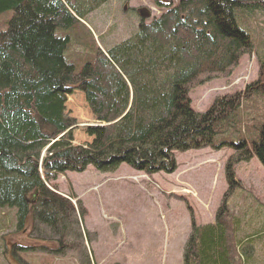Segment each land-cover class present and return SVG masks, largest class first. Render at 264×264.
Here are the masks:
<instances>
[{
	"label": "trees",
	"instance_id": "obj_1",
	"mask_svg": "<svg viewBox=\"0 0 264 264\" xmlns=\"http://www.w3.org/2000/svg\"><path fill=\"white\" fill-rule=\"evenodd\" d=\"M108 1L0 0V218L10 216L16 229L33 220L63 247L78 232L77 223L61 224L64 207H73L58 194V176L88 166L112 172L121 164L170 173L175 153L233 143L214 221L191 219L182 261L264 264L254 251L264 249V230H251L257 221L242 226L228 206L240 190L232 166L255 157L264 168V44L258 51L252 41H264V3L179 0L100 50L83 37L79 20ZM243 56L255 57L257 78L205 112L193 110L188 93L196 82L225 75ZM73 91L83 94L95 120L83 146L73 145L74 122L65 112Z\"/></svg>",
	"mask_w": 264,
	"mask_h": 264
},
{
	"label": "rangeland",
	"instance_id": "obj_2",
	"mask_svg": "<svg viewBox=\"0 0 264 264\" xmlns=\"http://www.w3.org/2000/svg\"><path fill=\"white\" fill-rule=\"evenodd\" d=\"M168 2L109 0L83 18L85 26L81 24L80 31L87 41L92 37L100 49H105L137 30L142 23L140 10L149 17L144 20L148 23ZM257 75L254 56H243L229 73L204 76L189 94L192 109L205 112L219 98L243 89ZM65 112L74 122L73 145L89 143L91 139L85 134V128L94 125L95 120L80 91L67 96ZM218 142L221 141H215ZM233 151L225 145L218 149L210 146L175 153V168L170 173L146 175L122 164L109 173L95 172L88 166L81 173L58 176L59 193L75 198L78 203L75 202V207L72 205L74 211L79 213L81 208L87 215L85 221L82 217L78 223L80 237L65 238L60 247L57 237L37 223L39 227L35 226L33 220L16 229L15 221L6 216L0 218V263L80 264L86 252L90 264H183L191 218L196 225L213 222L229 185L225 167ZM232 171L233 182L239 184L240 190L229 199V208L235 211L242 226L257 221L259 225L254 224L251 230H264V168L253 157L236 162ZM34 226L45 234L36 231ZM254 231L247 234L256 236ZM15 242L22 244V249L10 245ZM50 250H59L62 254L56 255ZM254 251L255 258L262 261L264 249L256 247Z\"/></svg>",
	"mask_w": 264,
	"mask_h": 264
},
{
	"label": "bare ground",
	"instance_id": "obj_3",
	"mask_svg": "<svg viewBox=\"0 0 264 264\" xmlns=\"http://www.w3.org/2000/svg\"><path fill=\"white\" fill-rule=\"evenodd\" d=\"M228 1H230V0H228ZM230 2H232V1H230ZM233 3H238V2H233ZM252 41H253V43H255V47L257 48V49H255V50H258V51H262V49H263V44H264V41H262L259 37H253V39H252ZM119 43V42H118ZM117 44V43H116ZM234 67H232V68H230L229 69V71H228V73L233 69ZM192 89V88H191ZM191 89L189 90V93H188V95L190 94V92H191ZM190 98V97H189ZM71 130H72V128H71ZM91 139V138H90ZM214 140H216V141H219V138H215ZM232 148H233V143H232V145H230ZM215 148H217V146H214ZM235 148V147H234ZM233 148V149H234ZM218 149V148H217ZM69 173V172H68ZM34 192H36V194H37V191H34ZM33 192V193H34ZM48 197V196H47ZM74 207V206H73ZM75 209L73 208L72 209V211L71 210H69L67 207H64V211L60 214V216H59V218H60V220L61 221H64V222H62L61 224H62V226H65V227H68L69 225H71V224H73V223H77V225H78V223L81 221V218H82V216L80 215V212L78 213V212H76V211H74ZM73 229V228H72ZM50 252H52V253H54V254H57V251H51L50 250Z\"/></svg>",
	"mask_w": 264,
	"mask_h": 264
},
{
	"label": "water",
	"instance_id": "obj_4",
	"mask_svg": "<svg viewBox=\"0 0 264 264\" xmlns=\"http://www.w3.org/2000/svg\"><path fill=\"white\" fill-rule=\"evenodd\" d=\"M232 2H249V3H264V0H230ZM36 196V192L33 193L32 199H34Z\"/></svg>",
	"mask_w": 264,
	"mask_h": 264
}]
</instances>
